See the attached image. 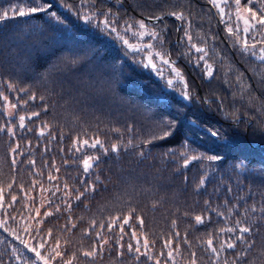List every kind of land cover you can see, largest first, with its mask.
Masks as SVG:
<instances>
[{"label":"trees","instance_id":"trees-1","mask_svg":"<svg viewBox=\"0 0 264 264\" xmlns=\"http://www.w3.org/2000/svg\"><path fill=\"white\" fill-rule=\"evenodd\" d=\"M225 8L0 0V264H264V26Z\"/></svg>","mask_w":264,"mask_h":264},{"label":"snow or ice","instance_id":"snow-or-ice-1","mask_svg":"<svg viewBox=\"0 0 264 264\" xmlns=\"http://www.w3.org/2000/svg\"><path fill=\"white\" fill-rule=\"evenodd\" d=\"M252 2H253V0H246V5H251ZM212 3H213L214 6L220 7V4L222 3V0H212ZM234 3L237 6V12L239 13L241 11V9H240L241 0H234ZM49 7H50V5H49ZM44 10L45 9H43V8H39V9L38 8H32V9L29 10V13H26L22 9L21 10H13V15L24 16L26 14L35 13L37 11H44ZM220 11L221 12L224 11L223 7H220ZM243 11L248 14V15H246V16L243 17L244 22H245V24L247 26L244 29L245 32H248L251 29L256 28L257 25L264 26V5H262L260 11H254L251 6H245V8L243 9ZM52 15H55V13H53ZM171 15H174V16L175 15H180V17L183 18V14L182 13H179L178 14V13L173 12V13H171ZM7 18H9V13L7 11H5L3 14H0V20H4V19H7ZM85 19L87 20L88 17L86 16ZM105 23L107 24V21H105ZM140 26H141V28H144L145 27L143 21H140ZM228 31L231 33V32H233V29L232 28H229ZM141 34H143V33H141ZM152 34L155 35V33H152ZM189 39H191L190 36H189ZM125 43H127V41H125ZM258 43L261 44V45H264V40H260V41H258ZM243 46H244L245 49L251 50V49L256 48L257 42H253L252 44H249L248 43V40L247 39H244L243 40ZM197 51L203 52L204 49L197 48ZM259 51H260V53L264 54V47H260ZM260 59L261 60H264V55H261L260 56ZM209 75H211V72H209ZM32 98L34 99L35 97H32ZM4 99L7 100V97H4ZM12 107H15V105H12ZM33 115H38V113H33ZM20 120L23 121L24 120V117H20ZM41 134H43V130H41ZM165 135H168V133H165ZM212 135H218V133H212ZM77 139L79 141V138H77ZM100 143H101V141H99V140H95L91 144H89V141L88 140H83L82 141V144L83 145L88 146V147H92V148H95ZM113 150H117L118 151V146L113 145ZM105 151H107V150H105ZM98 159H99V157H92V156L87 157L83 161L84 168L86 170L89 169V168H91L93 166V164L90 163V162H94L95 160H98ZM192 159L195 160V159H197V157H193ZM209 159L216 160V159H220V157H218V156H212V157H209ZM187 163L188 162L186 161V164ZM201 183H203V181H201ZM92 190H94V189H92ZM77 199H79V197H77ZM48 214L49 213H46V215H48ZM118 219H120V218L119 217L115 218L113 220V223H115V220H118ZM204 219L205 218L202 217V216H196L195 217V221L197 223H203L204 222ZM124 223L125 224L128 223V219L127 218L124 219ZM139 223L142 224L143 223V220L140 219L139 220ZM236 223L239 224L240 221H236ZM101 227H103V225H101ZM220 231H225V229H221ZM227 231H236V229L230 228V229H227ZM249 231H251V229L249 227H242L240 229V232L241 233H247ZM98 235H99V233H98ZM177 235H179V233H177ZM238 238L239 239H243V236H240ZM145 244H147V240H145ZM207 244L209 246L213 245V239H211V238L208 239ZM128 247H129L130 250L132 249V245L131 244H129ZM221 247H224V245L222 244ZM227 247L228 248H234V247H236V245L234 243H227ZM32 250L35 251V249H32ZM136 251H139V249H136ZM212 251L214 253H216L217 252V249L215 247H212ZM95 254L96 253L94 251L84 253V255H86V256H94ZM169 255H171V253H169ZM192 255L195 256L194 253ZM69 264H71L70 261H69ZM191 264H196L195 259L192 260ZM225 264H227V261H225Z\"/></svg>","mask_w":264,"mask_h":264},{"label":"rangeland","instance_id":"rangeland-1","mask_svg":"<svg viewBox=\"0 0 264 264\" xmlns=\"http://www.w3.org/2000/svg\"><path fill=\"white\" fill-rule=\"evenodd\" d=\"M212 2V0H210ZM228 1L230 0H222V3L220 4V7H223L224 11L221 12L220 11V7H216L215 8L221 13V15H225L227 14V11L225 6L227 5ZM234 1V0H231ZM241 9V7H240ZM243 10V9H242ZM242 10L238 13L237 12V8L235 9V11L233 12L235 15H237L239 18L243 19L245 15L244 12H242ZM229 13V11H228ZM244 20V19H243ZM129 47L132 50H136V51H140L143 56L145 57V62L146 64L156 73H159L161 71V68L167 67L168 69H171V71L174 74H178V70L176 68H174L166 59V56L164 57L163 54H161L160 52L152 49V46L148 43H144V42H139L138 44H131L129 45ZM257 57L260 58L261 55H264L262 53H260V51L258 50V53H256ZM176 76L175 78H169V80H176ZM88 170V169H87Z\"/></svg>","mask_w":264,"mask_h":264},{"label":"water","instance_id":"water-1","mask_svg":"<svg viewBox=\"0 0 264 264\" xmlns=\"http://www.w3.org/2000/svg\"><path fill=\"white\" fill-rule=\"evenodd\" d=\"M142 18L148 20V21H151V22H157L159 19L162 18V16H157V17H149V16H144L142 15ZM255 146H261L262 144H253Z\"/></svg>","mask_w":264,"mask_h":264}]
</instances>
